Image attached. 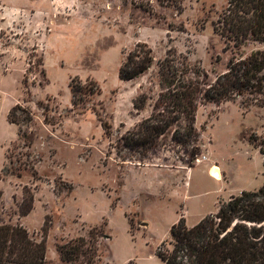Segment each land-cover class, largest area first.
Returning a JSON list of instances; mask_svg holds the SVG:
<instances>
[{"label": "rangeland", "instance_id": "1", "mask_svg": "<svg viewBox=\"0 0 264 264\" xmlns=\"http://www.w3.org/2000/svg\"><path fill=\"white\" fill-rule=\"evenodd\" d=\"M41 3L44 8H35ZM227 5L228 0H1L0 225H20L40 243L47 222L48 264L61 262L58 243L87 237L104 223L110 237L104 264H163L157 251L172 250L170 230L182 212L193 226L213 210L218 196L219 209L239 191H258L264 184V107L200 105L192 169L189 152L171 141L144 165L123 162L116 153L122 136L152 113L160 91L158 64L170 49L187 55L214 82L231 59L262 48L253 42L228 46L215 33ZM142 43L152 51V67L135 80H121L120 68ZM75 79L101 89L88 98L84 113L72 106ZM142 94L151 99L138 111L134 104ZM41 104L49 107L52 124L45 122ZM16 106L31 113L30 123L9 122ZM96 113L111 125L110 137ZM25 154L35 176L30 168L16 175ZM26 188L34 204L22 215Z\"/></svg>", "mask_w": 264, "mask_h": 264}, {"label": "trees", "instance_id": "2", "mask_svg": "<svg viewBox=\"0 0 264 264\" xmlns=\"http://www.w3.org/2000/svg\"><path fill=\"white\" fill-rule=\"evenodd\" d=\"M1 6V0H0ZM145 11L151 7L142 6ZM214 31L225 43L236 47L249 42L262 46L241 59L230 60L226 72L209 82V76L199 65H192L187 55L170 49L166 58L159 62L157 79L160 91L150 116L128 131L116 148L118 158L123 162L144 165L152 154L171 141L190 154L189 168L198 156L199 134L196 130V115L200 105L208 103H237L244 109L253 106L264 107V0H228V5ZM153 63L152 51L147 44H139L120 68L123 81H132L145 74ZM72 106L84 113L88 98L100 95V88L94 81L83 85L80 80L71 84ZM151 99L142 94L135 102L138 111L143 110ZM47 124H52L49 107L41 104ZM20 110L22 116L17 117ZM108 137L111 125L101 119ZM11 124L19 121L30 123L31 113L14 107L9 115ZM22 132V131H21ZM26 147L30 138L21 133ZM28 141V142H27ZM264 165V141L259 146ZM17 176L31 167L29 154H25ZM32 168V169H31ZM12 173V170H11ZM28 196L22 203V215L33 209L34 197L26 188ZM106 223L90 228L87 237H78L56 246L60 264H104L109 252L106 240ZM131 226L133 224L131 223ZM50 227L45 223L44 239L38 243L31 239L28 231L20 225H0V264H48L46 259V236ZM172 250H158L163 264H264V184L258 191H243L220 205L218 212L205 217L194 227H188L184 218L170 230ZM54 264V263H51Z\"/></svg>", "mask_w": 264, "mask_h": 264}, {"label": "crops", "instance_id": "3", "mask_svg": "<svg viewBox=\"0 0 264 264\" xmlns=\"http://www.w3.org/2000/svg\"><path fill=\"white\" fill-rule=\"evenodd\" d=\"M42 1H45V0H42ZM38 7H40V8H44L45 7V4L44 3H41L39 6H36L35 8H38ZM204 161H208V158H206ZM204 161H201L200 163H204ZM211 167L212 166H210L209 168H208V171H209V173H210V170H211ZM141 168H143V169H150V167H143V166H141ZM194 168V167H193ZM155 169V168H154ZM157 169H161V168H157ZM192 169V168H191ZM163 170V169H162ZM210 175H211V173H210ZM212 177V176H211ZM213 178V177H212ZM221 181V180H220ZM222 182V181H221ZM240 193H242L243 191H239ZM221 197V196H220ZM218 199H219V196L216 198V200H215V203H214V206H213V210L212 211H209L208 213H202V215H200L199 217H198V219H197V221H195V223L193 224V226H191L189 223H188V221H187V219H186V214L184 213V212H182L181 213V215L179 216V218L176 220V223H178L179 222V220L181 219V218H184L185 219V221H186V224L189 226V227H194L195 225H197L202 219H204L205 217H207V215H211V214H216V212H217V210H218V206H217V201H218ZM175 223V224H176ZM174 224V225H175Z\"/></svg>", "mask_w": 264, "mask_h": 264}]
</instances>
